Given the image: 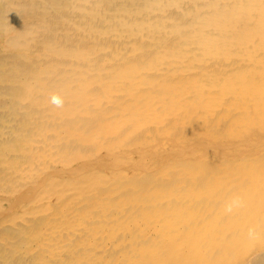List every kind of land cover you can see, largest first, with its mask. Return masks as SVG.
<instances>
[{
  "label": "bare ground",
  "instance_id": "bare-ground-1",
  "mask_svg": "<svg viewBox=\"0 0 264 264\" xmlns=\"http://www.w3.org/2000/svg\"><path fill=\"white\" fill-rule=\"evenodd\" d=\"M0 264H264V0H0Z\"/></svg>",
  "mask_w": 264,
  "mask_h": 264
},
{
  "label": "clouds",
  "instance_id": "clouds-1",
  "mask_svg": "<svg viewBox=\"0 0 264 264\" xmlns=\"http://www.w3.org/2000/svg\"><path fill=\"white\" fill-rule=\"evenodd\" d=\"M53 103L56 104L57 106H60L62 102L58 100L56 97H53Z\"/></svg>",
  "mask_w": 264,
  "mask_h": 264
}]
</instances>
